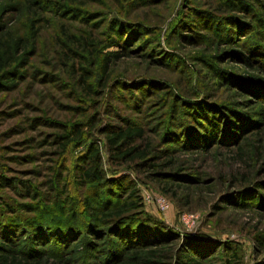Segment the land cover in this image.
<instances>
[{
	"label": "rangeland",
	"instance_id": "1",
	"mask_svg": "<svg viewBox=\"0 0 264 264\" xmlns=\"http://www.w3.org/2000/svg\"><path fill=\"white\" fill-rule=\"evenodd\" d=\"M247 4L0 0V264H264V0ZM118 128L140 134L116 150ZM118 187L153 222L119 254L104 221L84 229Z\"/></svg>",
	"mask_w": 264,
	"mask_h": 264
},
{
	"label": "trees",
	"instance_id": "2",
	"mask_svg": "<svg viewBox=\"0 0 264 264\" xmlns=\"http://www.w3.org/2000/svg\"><path fill=\"white\" fill-rule=\"evenodd\" d=\"M216 1H217V4L219 7H224V8L226 7V9L231 10V12L236 11L237 9H243L245 7L248 10L250 8V5H248V4H247L248 6L246 5L247 0H216ZM249 11L253 12L252 9ZM261 13H262V15H258V14H252V15H253V17H256V19L258 21H261L264 23V11H262ZM228 24L229 25L231 24V20ZM243 24L245 25L246 23H243ZM254 24H256L255 20L251 21L250 23H247L246 26H244V28L246 27L249 29V27H252ZM225 25H223V26H225ZM229 25L226 26V27H228V29H227L228 32L232 33V32L239 31V30H235L237 28H234V27L229 26ZM217 29H220L219 26L217 27ZM261 34H262V32H260L259 35H261ZM261 47H263L262 49L264 50V45H261ZM10 50H11V46H9L8 44L0 43V70L5 65H9V62L11 61L10 60L11 58H9ZM245 60L247 63H250L248 61V59H245ZM139 134H140V131L138 129H130V128L120 129V128H118L115 133H112L108 136H105V138L103 139V143L109 147L113 146L116 148L117 145H123V143L125 141H128L133 137H138ZM121 147L122 146L117 147L116 150H118ZM133 151L134 150L131 149L128 151V153L121 152V153H119V158L124 159V158L128 157L129 155H131V153ZM86 155H87L86 156L87 159H90L91 161L97 160L96 152H93L92 148H88V150L86 151ZM85 172L86 173H84L83 176H86L87 178L94 179L97 183L96 185H99V180L101 178H100V172L96 167L92 166L91 168H89ZM114 189L115 188H113V190ZM117 191H118L117 193L115 192V194H113L116 200L112 203L105 205L106 207H109V208L107 210H104V212L101 213L102 217L100 216L99 218H95L92 216V217L88 218V220L84 224L85 225L84 229L87 232H89V234L87 233V235H92V237H95V236H93L94 233L92 231H94V232L96 231L99 233L98 227L96 226L97 223H101L104 221V223L107 224V227L111 226L108 228L109 230H106L104 233L109 235L108 237H111L110 238L111 240H109V242H110V244H114L113 250L115 253L117 252L119 254V253L124 252L125 247H128V245H130V243H127L125 241H129L131 239V236H133L132 239H137L136 238L137 235L142 236L143 234H145L146 233L145 230H147L146 227L152 228L153 222L151 221L152 222L151 223L150 220L145 219V218L144 219L141 218L142 215L140 216V212H139L141 206L139 204L138 198H135L134 192H131V191L127 192L128 197L126 196L122 201H120L121 197H119L118 195H119L120 191H122V190L118 187ZM109 192H112V190L110 189ZM99 197L97 194V196L94 199L95 203H98ZM117 197H118V199H117ZM129 198H132L131 202L126 200ZM73 217H75V214L70 215L68 217L69 222L67 221V224H65L66 227L64 226L62 228H56V229H58L59 233L66 235L65 230L67 231L70 229L71 230L70 232H72V229H74L73 230L74 232H76V229L79 230L78 226H75V225L71 226L70 224H68V223L73 222L75 220ZM36 220L37 221L32 222L31 226L29 227L30 229L31 228L34 229L33 232L29 231V234L33 235L31 238V245H34L36 243V241H40L39 238L41 236H39L38 234L41 232L42 227H46L50 230H54V226H55L54 224H57L55 219H49L45 216L38 218ZM37 230H39V231L37 232ZM133 233H135L137 235H135ZM122 235H124L126 237H122ZM58 237H60V236H58ZM53 238H54V236H53ZM4 241L6 242L5 238L4 239L0 238V250L6 251L9 254H12L13 250L4 246L5 245ZM8 241L6 243H8ZM1 242H2V244H1ZM120 242H122V244ZM220 245H222V244H220ZM36 249H38V248H36ZM39 250H41V249H39ZM186 254H187V257L190 259L191 262H187L185 264H202L203 260L200 257H198V255L195 254L194 251L186 249Z\"/></svg>",
	"mask_w": 264,
	"mask_h": 264
},
{
	"label": "built area",
	"instance_id": "3",
	"mask_svg": "<svg viewBox=\"0 0 264 264\" xmlns=\"http://www.w3.org/2000/svg\"><path fill=\"white\" fill-rule=\"evenodd\" d=\"M154 203H155V205L157 206V208L160 207L159 204L157 203V201H156V202L154 201Z\"/></svg>",
	"mask_w": 264,
	"mask_h": 264
}]
</instances>
